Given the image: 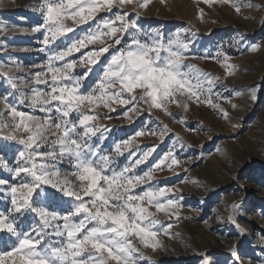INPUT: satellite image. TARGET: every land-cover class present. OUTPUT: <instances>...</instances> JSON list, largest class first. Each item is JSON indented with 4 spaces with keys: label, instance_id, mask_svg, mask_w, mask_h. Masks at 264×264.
Wrapping results in <instances>:
<instances>
[{
    "label": "snow or ice",
    "instance_id": "1",
    "mask_svg": "<svg viewBox=\"0 0 264 264\" xmlns=\"http://www.w3.org/2000/svg\"><path fill=\"white\" fill-rule=\"evenodd\" d=\"M148 2L40 0L42 22L31 32L43 34L40 51L49 53L46 63L27 79L0 63V78L19 93L15 100L13 94L0 97V139L21 146L15 168L0 157V167L19 181L0 178V191L6 188L11 200L10 208L0 210V233L14 238L7 250H0V264H142V248L155 250L162 246L158 234H169L171 223L162 222L158 214L178 217L182 205L171 195L173 188L153 187L151 182L153 172L164 166L173 170L181 162L169 149L148 171L137 174L156 146L139 158L132 150L136 137L146 134L163 141L167 125L159 133L142 128L107 154L97 143L110 132L99 121L117 110L133 122L143 110L141 104L173 117L170 104L185 111L192 103L219 108L213 103L218 78L187 62L190 43L181 31L167 38L158 29L146 31L125 10L128 5L144 8ZM219 2L231 3L240 12L233 0ZM101 13L107 15L101 18ZM220 57L226 70L234 67L223 50L212 58ZM15 67L21 70L19 64ZM94 75L95 83L86 90ZM256 98L253 89L251 99ZM24 104L33 111L21 110ZM101 108L107 111L102 114ZM219 110L228 118L227 111ZM125 152L129 162L121 167L117 158ZM65 163L70 170L62 169ZM53 199L63 205L54 206ZM238 207L231 205L233 210ZM25 214L33 216L27 231L18 223ZM228 219L236 223L233 215ZM232 254L236 256L235 247Z\"/></svg>",
    "mask_w": 264,
    "mask_h": 264
},
{
    "label": "rangeland",
    "instance_id": "2",
    "mask_svg": "<svg viewBox=\"0 0 264 264\" xmlns=\"http://www.w3.org/2000/svg\"><path fill=\"white\" fill-rule=\"evenodd\" d=\"M233 2L240 5L239 13L231 3L219 0L210 4L204 0H149L144 8L128 5L125 9L146 31L158 29L165 38L181 31L182 39L190 43L187 62L218 78L213 86L217 109L206 103H192L185 111L170 104L173 117L160 110L149 111L141 104L143 110L133 122L123 117L122 110L99 121L110 129L105 141H97L106 154L142 128L159 133L167 125L169 131L163 141L159 135L136 137L132 145V150L138 151L136 158L148 147L156 146L153 156L138 167L137 174L148 171L169 149H174L181 162L173 170L164 166L153 172V187L173 188L171 195L182 207L178 217L158 214L162 222L171 223L172 227L168 235L158 234L162 246L155 250L142 248V264H203L205 259L210 264H264V0ZM39 5L40 0H0V63L8 64L16 76L25 79L30 71L41 70L49 55L40 51L43 34L31 32L33 26L42 22ZM105 15L100 14L101 18ZM252 45L258 46L256 51L250 50ZM220 50L234 67L226 70L223 57L212 58ZM79 55L74 54V58ZM77 74L82 72L77 70ZM94 83L95 75L87 82L86 90ZM22 87L28 90V85ZM253 89L255 100L251 99ZM215 93L220 94L219 100ZM9 94L14 100L19 97L0 78V97ZM20 107L33 111L27 104ZM219 109L227 111L228 118ZM99 111L103 114L107 110ZM35 114L43 115L38 110ZM20 150V145L0 139V157L13 168ZM117 160L123 167L129 162L128 153ZM62 169L70 170L66 163ZM0 178L19 183L2 167ZM233 203L239 205L235 210L231 208ZM52 204L63 205V201L53 199ZM10 207L5 188L0 191V210ZM229 215L235 217V224ZM18 223L27 231L33 216L25 214ZM239 229L245 231L241 233ZM13 239L0 233V250H7ZM234 247L236 256L232 254Z\"/></svg>",
    "mask_w": 264,
    "mask_h": 264
},
{
    "label": "bare ground",
    "instance_id": "3",
    "mask_svg": "<svg viewBox=\"0 0 264 264\" xmlns=\"http://www.w3.org/2000/svg\"><path fill=\"white\" fill-rule=\"evenodd\" d=\"M239 183V182H238Z\"/></svg>",
    "mask_w": 264,
    "mask_h": 264
}]
</instances>
